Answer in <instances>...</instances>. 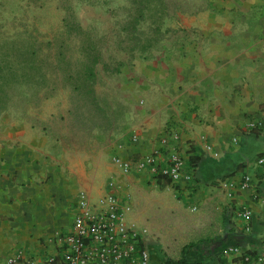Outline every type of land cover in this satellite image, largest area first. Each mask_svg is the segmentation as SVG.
<instances>
[{
  "label": "crops",
  "instance_id": "1",
  "mask_svg": "<svg viewBox=\"0 0 264 264\" xmlns=\"http://www.w3.org/2000/svg\"><path fill=\"white\" fill-rule=\"evenodd\" d=\"M179 24L185 36L177 48L137 59L126 73L129 93L140 104L130 110L127 128L115 141L98 136L91 151L71 146L47 130L46 121L58 120L60 112H45L38 121L0 118V264L18 249L41 259L54 253L52 237L71 229L79 192L98 199L106 190L103 180H149L145 170L123 174L110 159L155 154L168 131L179 136L171 139V149L185 160L191 155L200 158L194 171L185 166L191 181L178 183L179 194L196 201L206 194L222 196V231L216 237L226 235L227 228L231 236L250 237L253 242L240 246L257 250L262 262L264 164L258 160L264 158V129L257 134L247 125L264 120V0H212L208 9L182 16ZM135 133L139 140L133 143ZM164 152L156 155L161 166L166 164ZM222 168L225 173L218 176ZM244 175L251 177L249 189L237 188L229 196L218 186L221 180L239 183ZM121 184L122 192L134 199L133 189ZM245 209L252 213L248 232L241 216ZM147 211L145 206L141 219L133 213L128 218L148 230L145 248H150L147 253L149 259L156 258L155 264L166 257L180 258L190 243L215 238L208 237L212 231L204 212L201 229L198 218L188 212H169L165 217L177 216L179 223L166 231L170 223H161Z\"/></svg>",
  "mask_w": 264,
  "mask_h": 264
},
{
  "label": "rangeland",
  "instance_id": "2",
  "mask_svg": "<svg viewBox=\"0 0 264 264\" xmlns=\"http://www.w3.org/2000/svg\"><path fill=\"white\" fill-rule=\"evenodd\" d=\"M167 1L171 8V18L167 20L166 25L174 29H178L177 19L203 12L212 2ZM129 7V0H0V47L13 40L20 47L34 45L39 50L40 60L45 63L47 74V86L40 93L38 103L29 105L23 111L13 109L3 115H9L10 119L36 118L38 121L39 116H43L45 112H60L58 120L46 121L47 130L52 135L60 136L71 146L89 151L96 148L98 136L115 141L116 136L124 134L127 128L126 116L140 104L129 93L130 88L125 76L135 60L145 59L144 55L137 54L131 61L117 49L119 23L125 20ZM180 9L188 13L177 15L180 12L177 10ZM67 13L71 14L76 23L88 30L90 35L67 34L64 26ZM184 36L183 31L168 34L161 45L164 48L155 49L153 57L177 48ZM87 37L97 42L104 62L109 65V69H103V65L97 68L98 77L93 86L94 97L74 91V81L68 79V76L75 75L84 63L82 41ZM118 62L125 64L116 72ZM110 160L114 163L112 158ZM222 173H225L224 168L217 171L218 176ZM109 182L116 183L120 200L131 207L129 216L133 213L141 219L144 207L148 206L147 212L150 216H159L161 223H170L164 230L171 231L172 226L175 227L176 223H179L177 216L172 220L171 216L167 218L165 214L180 212L183 216L188 212L198 218V226L201 229V214L204 212L208 218L206 221L210 223L209 231H212L208 237H216L222 231L219 224L225 207L222 196L210 198L213 194H206L204 200H188V204L182 205L178 203L181 200L176 197L172 186L159 187L155 183H149V180H103L104 187H107ZM120 183L126 189H133L134 199L128 191L122 192ZM158 198L161 201L157 200ZM176 204H179L180 208ZM135 222V225L143 227ZM138 222L142 224L141 221ZM147 251L150 252L148 246ZM151 263H157L153 256L149 259V264Z\"/></svg>",
  "mask_w": 264,
  "mask_h": 264
},
{
  "label": "trees",
  "instance_id": "3",
  "mask_svg": "<svg viewBox=\"0 0 264 264\" xmlns=\"http://www.w3.org/2000/svg\"><path fill=\"white\" fill-rule=\"evenodd\" d=\"M129 3L125 20L119 23L117 49L131 61L137 54L144 55L145 59L152 58L153 51L163 47L161 45L168 34L185 32L179 24V19L176 20L178 29L166 25L167 20L171 18V8L167 0H129ZM177 11H180L177 15L188 13L181 9ZM64 26L70 36L90 35L88 30L73 20L70 13H67L64 19ZM82 43L84 63L80 70L75 75H69L68 79L74 81V91L94 97L93 86L98 77L97 68L103 65V69H109V65L104 62L96 41L87 37ZM38 53L39 50L34 45L20 47L15 40L0 47V116L13 109L23 111L29 105L39 102L40 93L47 86V74L45 63L40 60ZM123 64L125 62H118L115 71L119 72ZM262 129L264 120L254 132L258 134ZM199 159V156L191 155L186 159L185 166L189 171H194ZM149 183H155L159 187L172 186L177 193L176 197L188 204V199L179 194V184L173 183L169 178L152 174ZM189 194L193 196L194 192ZM226 232V235L221 237L190 243L182 249L180 258L166 257L160 264H228V259L221 253L224 248L231 245L240 246L253 240L244 235L231 236L228 234V228ZM245 257L247 260H244ZM233 261L239 264H264V257L262 262H259V252L247 250L244 256L234 258Z\"/></svg>",
  "mask_w": 264,
  "mask_h": 264
},
{
  "label": "built area",
  "instance_id": "4",
  "mask_svg": "<svg viewBox=\"0 0 264 264\" xmlns=\"http://www.w3.org/2000/svg\"><path fill=\"white\" fill-rule=\"evenodd\" d=\"M258 120L248 122L247 128L254 130L261 126ZM178 134L168 131L160 138V151L137 160L114 156V163L120 171L129 175L132 171H147L149 175L156 174L169 178L173 183H188L191 175L185 169V158L170 148L171 139L177 140ZM204 138V136H203ZM205 139V138H204ZM139 140L138 134L131 136L133 143ZM206 149L212 146L206 144ZM165 150V152H164ZM165 153L166 164L161 166L156 157ZM218 157V153H214ZM264 164V158L258 160ZM223 192H231L237 188L246 190L252 187L251 177L244 175L239 183L235 181H218ZM131 207L123 203L116 190V183L109 182L105 193L98 199H93L88 193L81 191L75 200V217L70 230L56 231L52 239L56 245L54 253L41 259L24 249H18L10 254L5 264H149V256L145 248L148 235L146 228L132 224L128 219ZM196 210V207L193 208ZM245 222V230H250L252 213L245 209L241 212ZM222 255L228 264H239L234 258L244 256L241 246H228L222 250ZM244 260H247L245 257Z\"/></svg>",
  "mask_w": 264,
  "mask_h": 264
}]
</instances>
